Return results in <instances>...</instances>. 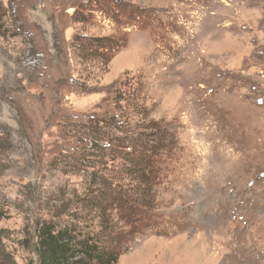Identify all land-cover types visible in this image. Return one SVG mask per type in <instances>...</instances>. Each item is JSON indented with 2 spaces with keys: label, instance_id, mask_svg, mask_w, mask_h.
Returning <instances> with one entry per match:
<instances>
[{
  "label": "rangeland",
  "instance_id": "obj_1",
  "mask_svg": "<svg viewBox=\"0 0 264 264\" xmlns=\"http://www.w3.org/2000/svg\"><path fill=\"white\" fill-rule=\"evenodd\" d=\"M76 37L124 46L85 58ZM114 109L176 137L159 230L116 219L118 264H264V0H0V243L17 264L37 263L28 241L54 201L85 188L57 159L60 123Z\"/></svg>",
  "mask_w": 264,
  "mask_h": 264
},
{
  "label": "trees",
  "instance_id": "obj_2",
  "mask_svg": "<svg viewBox=\"0 0 264 264\" xmlns=\"http://www.w3.org/2000/svg\"><path fill=\"white\" fill-rule=\"evenodd\" d=\"M86 40L75 38L85 58L103 55L108 61L124 46L116 39ZM116 112L60 123L72 135L57 159L83 171L86 184L82 194L53 200L48 218L39 219L28 241L31 247L34 239L36 264H118L126 236L116 219H122L131 233L144 225L158 232L160 225L153 226L152 220L160 207L157 189L164 183L161 162L175 156V134L155 121L132 127L121 120L125 112L122 116ZM123 177L133 183H123ZM5 216L0 205V220ZM0 264H17L15 255L1 243ZM27 264H33V259Z\"/></svg>",
  "mask_w": 264,
  "mask_h": 264
}]
</instances>
